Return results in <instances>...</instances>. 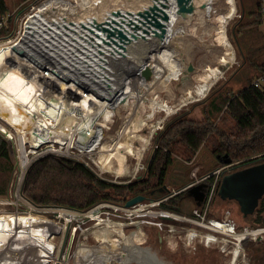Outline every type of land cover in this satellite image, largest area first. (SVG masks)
Listing matches in <instances>:
<instances>
[{
  "label": "rangeland",
  "instance_id": "rangeland-1",
  "mask_svg": "<svg viewBox=\"0 0 264 264\" xmlns=\"http://www.w3.org/2000/svg\"><path fill=\"white\" fill-rule=\"evenodd\" d=\"M161 1L164 2V0ZM6 2L9 9L8 13L12 14V21L8 23V30L0 32V46L9 40H13L12 42L19 45L11 47V51L5 53L6 61H2V57L0 58V69L4 73V82L8 84L6 87L0 86V118L6 121L8 126L11 127V125L17 123V120H21L40 133H42L43 129L44 131L52 132V123L57 118V115L40 105L37 101V95L49 101L56 109L60 111L66 110V113L70 115L71 106L75 104L73 98L75 96L70 92V88L63 77H72V82L75 78L74 82L83 84L82 86L85 87L84 90L87 92L81 91L80 93L84 95L83 98H86L87 101H93L87 94L88 90L94 86L89 85V82L85 80L86 78L75 76L74 64L87 69L83 63L84 58L82 60L78 59L76 63H72V60L71 63H66L72 67L71 69H63L59 64L63 55L71 49V45L73 44L74 46V42L84 35L90 34L92 37L94 35L95 43H99L97 47L93 46L94 53L89 60L91 63L96 66L102 63L109 71L115 66L117 61L121 60L118 63L119 70H117V75L120 76L118 78L119 81L127 85H132L134 81H137L140 87H143L139 88L138 95L133 94L134 91L130 89L129 95L131 97H129L127 106L123 107L120 117H118L109 134L100 143L97 142L96 147L90 149V143L87 145L81 143L85 133L77 132L73 139L69 138L68 140V133L64 135L62 132L61 134L52 132L57 137L54 141L66 143L67 146L70 145L69 149L73 152L72 156H75L74 159L79 154L90 155V158L83 156L85 162L89 163L95 174L96 171L99 172L97 167L102 166L104 170L103 176L108 181L125 184L146 177V172L149 169V164L156 149L155 141L159 133L167 128L173 117L184 115L196 120L204 119V110L208 103L207 95L211 94L212 90L208 88L202 94L197 92L198 86L201 85L200 80H198L201 74L209 72L208 69L210 68L219 67L221 72H219L217 77H213L214 81L211 84L215 85L214 89H218L222 84L226 83L236 89L239 86L234 76L240 71L242 62L235 43V36L232 34L233 29L242 20V14L238 10L239 0H194L196 10L193 14V23L190 22V19H183L178 14L176 0L165 1L168 3L169 17L171 19L175 17L172 19L175 20L176 15H178L182 23L175 32L178 44H175L176 39L172 40L171 48L175 49V55L178 56V60L184 62V69L179 72L178 77L171 79V81L167 79L169 77L167 73L173 71L171 64L169 66L165 65L161 69L162 64H160L161 66L158 64L153 65L149 60L155 50L159 51L161 49V43L157 46L153 44L151 51L147 52V49L134 50L126 56L128 54L127 50L136 43L142 33V29L136 32L133 26L128 24V17L137 21L136 15L138 11L152 4L153 0H28L22 3L20 0H6ZM234 2L237 10L234 9ZM114 10L122 11L125 14L123 16H125L126 22L122 23V28L118 27L131 38L130 42L123 47L116 46L117 48H114L113 43L109 44L106 42L105 39H109L107 33L98 27L99 23H104L105 26L110 27L109 22L112 19L123 21L122 17L112 13ZM210 10L224 20L223 25H226L225 28L218 27L214 20H211L207 26L203 25L206 20L202 14L207 15ZM130 11L134 12L135 15L128 14ZM26 23H29L28 27L23 30L22 27ZM189 23L193 24V28L190 27L191 25L189 26ZM114 25L116 24L114 23ZM2 27L4 26H0V28ZM262 29H264V22ZM170 31H172L171 28L168 30V35H172ZM25 32L28 34L27 40L23 37ZM135 33L137 35L134 38L132 35ZM223 33L226 38H221ZM261 33H253L250 40L249 37H246L244 42L248 43L249 41V43L255 44V42H258L257 40L260 38ZM37 40H40V43H36ZM98 47L105 51L103 58H100ZM112 47L117 50L115 54L110 51ZM53 55L55 58L52 57ZM124 55L125 57L122 58ZM224 57L231 64L229 63L223 67L221 63ZM175 61L177 62V59ZM144 64L148 66L143 71L144 75H136L138 68ZM167 82L170 85L167 86L168 88L166 89L168 90L166 91L164 89ZM145 85H148V87H145ZM150 86L151 88H149ZM118 87L120 88V86ZM99 95H101L100 92ZM162 104L169 105L173 112H168L161 108L153 109L155 105ZM82 105L84 104L81 103L77 107L75 116L83 117L86 114ZM35 106L41 109L39 111L42 115V118L38 119L37 123L34 122L35 114H33ZM142 106L145 107L144 116L141 114ZM110 109H113L112 105ZM138 111L140 112L138 113ZM135 112H137L136 120L134 119L131 129L126 135V143L124 145L125 147H130L133 153H126L125 166L121 169L117 159L112 158L111 162H109L108 158H106L108 152L105 151H109L112 147L111 142L118 135V131L125 126L124 123L128 119L127 116H131ZM224 114L225 112H222L221 116L225 118L226 115ZM222 117H218L216 123L219 127L228 130L224 126ZM68 118L66 116V119ZM78 118L77 120L73 119L74 121L71 124L73 129L79 123ZM227 120L229 125L233 124V120L229 118ZM0 126L5 127L2 123H0ZM11 128L13 129V127ZM96 130L102 135L101 125H96L93 129L94 133L92 132L88 135L89 141L94 142L97 139ZM73 140H76V145L79 143L77 148L71 145ZM80 145H82V150L79 149ZM212 145V141H207L196 154L192 155L189 151H184L185 148L181 143H177L173 147L174 162L169 168L168 176L165 180L168 187L177 191L192 183L206 182L208 184L207 193L211 194L210 191L213 188L216 177L201 181L202 178L219 169H222L224 174L233 171L231 170L233 165L227 168L221 165V161H218L212 151ZM123 147L119 148L123 150ZM57 149L63 151L60 148ZM257 156L260 155H253L249 158ZM191 197L186 192H180L178 195H174L173 199L175 203H178V209L176 208V210L169 207L160 208L158 204L155 206L148 205L142 210H137L131 216L124 214L123 210L114 211L113 208H107L111 212L110 219L116 220L117 224H119L117 225L118 229L115 231L118 236L115 238L111 236L110 239V237L100 234L101 230L98 231L88 227L87 230L79 231V235L82 236L80 238L83 240L85 235L89 237L86 241V246H94L96 249L94 256L100 259H105L106 252H110V254L114 252L112 255L117 252L122 258H125L129 249L136 247L133 252L140 250L142 255L140 259L145 258L146 260L144 264H154V259L149 256L152 253V256L157 258V251L163 258L162 260L173 264H264V234L257 239L248 237L242 242L241 247L238 248L234 242L228 240L226 236L224 237L221 232L208 227L211 222L219 220L234 224L238 230H242L245 227L252 228L250 225L252 221L249 220V217H243L238 204L218 201L219 196L215 190L210 205L201 212L200 209L197 210L195 208L194 199ZM143 203L152 204L146 200ZM179 203L181 206H179ZM113 204L122 206L119 203ZM169 206L175 208V205L169 204ZM13 210L10 205H0V264L3 259H7L8 263L10 260H18L19 264H40L39 261L35 262L30 259L42 257L45 251H48L50 237L58 218L48 216L43 218L42 214L20 215L22 217H17L11 214ZM159 211L169 212L171 217L163 219L158 216L159 214L154 217L146 216V212L157 213ZM193 212L194 214H192ZM114 213H121L122 217ZM194 219L198 222H194ZM121 220L126 223L124 226L125 235L136 233V237L139 240H134V235L132 234L131 242L123 241L124 239L119 235L121 233L119 231L121 230L119 221ZM146 220H150V222ZM130 221H133V223H130ZM151 221L164 222L162 224L163 228L158 227ZM262 226L264 227V225ZM208 238L212 240L210 241ZM54 243L55 240L52 247ZM87 252L93 254L91 249H87L83 253ZM34 253L38 256L34 255ZM134 258V256H128V261L126 260L125 262L127 264H140L137 260V262L133 261L135 260Z\"/></svg>",
  "mask_w": 264,
  "mask_h": 264
},
{
  "label": "trees",
  "instance_id": "trees-1",
  "mask_svg": "<svg viewBox=\"0 0 264 264\" xmlns=\"http://www.w3.org/2000/svg\"><path fill=\"white\" fill-rule=\"evenodd\" d=\"M26 1L28 0H20L21 3ZM255 5L254 10L241 15L242 20L232 33L242 62L240 71L234 76L238 88L228 83L222 84L218 89L212 88V93L207 95L204 119L196 120L184 115L173 117L155 141L157 152L153 156L146 177L118 184L98 177L93 170L77 159L47 154L36 160L27 171L23 184L24 195L39 206L78 210H87L102 201L124 205L131 197L149 194L151 190L165 183L169 168L174 162L173 147L177 143L184 146V151L194 155L205 142L212 141V151L218 161H221V165H227L224 162L225 157H229L231 163L239 162L233 164L231 167L233 171L264 162V31L259 28L264 22L261 13L262 0H256ZM8 10L6 0H0V22H4V19L6 22L4 27L0 28V32L8 30V23L12 21V14L8 13ZM257 32H262L258 42L255 44L244 42L246 37L250 40L253 33ZM94 42V35L92 37L88 34L71 47L74 52L69 50L60 61L71 63L72 60V63H76L82 58L90 60L94 53ZM62 112L66 114V110ZM222 112H225V118L221 116ZM218 117H222L228 130L218 126L216 123ZM63 118L57 116L52 123V132L61 134L65 121ZM228 118L233 120V124H228ZM11 127L25 142L37 140L41 136L40 132L21 120H17ZM253 155L260 156L249 158ZM14 170L13 147L0 132V196L9 193ZM220 183L221 181L216 189L217 195ZM233 202L238 204L236 201ZM165 207L176 210V207L164 205ZM263 213L264 197L256 211L248 216L252 221L250 223L252 227L264 225ZM93 264L102 263L98 260Z\"/></svg>",
  "mask_w": 264,
  "mask_h": 264
},
{
  "label": "built area",
  "instance_id": "built-area-1",
  "mask_svg": "<svg viewBox=\"0 0 264 264\" xmlns=\"http://www.w3.org/2000/svg\"><path fill=\"white\" fill-rule=\"evenodd\" d=\"M261 13L264 16V0H262ZM5 23H6L5 21L0 22V26H4ZM33 109H34L33 114H35L34 122L37 123V120L38 119L40 120L42 118V115L40 114L39 111L41 109L36 106ZM78 117L79 116L76 115L74 116V119L77 120ZM0 123H2L5 126L4 128L0 126V130H1L0 132L4 135L6 139L10 141L15 155V170L13 174L11 188L6 196H0V205L3 204L10 205L14 209L13 212L16 213L17 215L19 214L29 215V216L36 215L39 214L37 210H40L42 212L43 218L44 216L53 217V218L57 217L58 219H60L61 222V226H59L60 229L56 233L57 237L55 239V243L51 251L49 253L44 254L42 257L39 256V257L31 258L30 260H34L35 262L39 261L40 264H42L43 262L44 264H93L98 260H100V262L102 263L101 261L102 259L97 258V256H94V253H96V249L94 248V246H90V245L86 246V241L88 240L89 237L85 235L83 236V240H82L81 239L82 236L79 235L80 233L79 231H82L83 229L87 230L88 227H92L98 231L101 230V232H105L107 227H112L113 229L117 230L118 229L117 225L119 224H117L116 220L110 219L111 212L108 211L107 208H113L114 211L123 210L124 214L131 216L134 215L137 210H142L148 205L154 204V203L152 204L139 203L133 207L128 208L125 206V204L119 206L109 201H102L87 210H78L73 208L57 207V206H39L35 204L33 201L28 199L23 193V184H24L25 176L31 165L36 160L47 154L63 155L70 158H74L75 156H72L73 152H71V149H69L70 145L67 146L66 143H57L56 141L49 142L48 138L51 134H53L50 131H44L43 129L41 136H39L37 140L34 141L29 140L28 142H25V140H21V137L18 136L17 131L13 130L10 126H8V123L6 121L0 118ZM126 123L127 121L124 123V125ZM78 144L79 143H77V145ZM77 145L75 144V146L73 147L77 148ZM57 148H60L63 151L58 150ZM79 149L82 150V147ZM83 156H87L88 158H90V155L79 154L76 155L77 157L76 159L81 160L83 163H86ZM92 161L97 164V162L94 159ZM233 164L234 163L227 164L224 166L227 168ZM85 165H87L91 170H93L92 167L89 165V163H86ZM97 168L99 172L96 171V175L106 180L107 178L103 176L104 175L103 168L99 166ZM223 175L224 172H222V169L221 170L219 169L216 172H213L212 174H208L202 178L201 181L209 179L211 177H216L215 183L213 184V188L210 191L211 194L210 193L207 194V199H206L207 204L210 203V200L212 199V195L214 194L216 188L218 187V183L221 181ZM148 212H146V216L154 217L157 214H159L158 216H161L163 219L171 217V214L169 212H164V211H159L157 213L156 212L148 213ZM114 214L119 217H122L121 213H114ZM146 221L150 222V220H146ZM193 221L198 222L195 219ZM151 222L157 225L158 227H162V224L164 223L162 221H158V222L151 221ZM119 223L121 228V230H119L121 231L119 235L122 236V234L125 233L124 226L126 223L123 220L119 221ZM130 223H133V221H130ZM208 227L217 230L218 232H221L224 235V237L226 236L228 240L234 242L238 248L241 247L242 242L245 241L248 237L257 239L258 237H262V235L264 234L263 226H257L252 228L245 227L242 230H238L234 224L219 220L211 222V224H209ZM228 237H232V238H228ZM87 249L93 250V254L92 253L89 254L88 252L84 254L83 252L86 251ZM113 253L110 254V252L108 253L106 252L105 259L111 258L113 256L112 255ZM34 255L38 256L35 253ZM114 255H117V253H115ZM14 263L19 264L20 262L18 260L15 261L10 260L8 263L7 259H3V261H1V264H14Z\"/></svg>",
  "mask_w": 264,
  "mask_h": 264
},
{
  "label": "water",
  "instance_id": "water-1",
  "mask_svg": "<svg viewBox=\"0 0 264 264\" xmlns=\"http://www.w3.org/2000/svg\"><path fill=\"white\" fill-rule=\"evenodd\" d=\"M165 1L166 0H164V2L161 0H153L152 4L138 11L136 15L138 19L137 21L133 20L131 17H128V24L133 26L136 32H139V29H142L145 34L154 33V35L158 38H166L170 17L168 12L165 10V8L168 6V3ZM176 3L177 11L182 16L192 14L196 10L194 0H176ZM112 13L122 17L123 21L120 22L112 19V21L109 22L110 27L105 26L104 23H99L98 27L102 28L107 33V36L110 39H105L107 43H113L114 48H117L116 46L123 47L126 43L131 41V38L119 28L122 26L123 22H126L125 16H123L125 14L119 10H114ZM128 14L135 15L132 11H130ZM114 23L116 25H114ZM65 26L67 25L65 24ZM136 35L137 34L135 33L132 36L135 38ZM36 43H40V40H37ZM93 44H95L94 46L97 47L99 43L94 42ZM114 48L112 47L110 51L115 54L117 50ZM70 50L74 52L73 49ZM98 53L100 54V58H103L105 51L101 49V47H98ZM49 54L51 55L50 52ZM52 57L55 58L54 55ZM84 63L88 71H86L87 69L74 64V68L76 70V74H74L77 77L82 76L86 78L85 80L89 82V85L91 84L95 87L99 86L100 90H103V95L99 96L97 99L94 98V103L87 101V99L83 98V95L80 93L81 91L86 93L84 90L85 87L82 86L83 84L74 82L75 78L72 82V77H63V79L66 80L68 87L70 88V92L73 93V96H75L73 98L78 100L76 98L79 96L81 98V102L86 106L87 111L95 114L97 119H101L103 112L107 111L112 105L113 109L111 110L110 114L103 116L101 124V139L103 140L109 134L118 117H120L123 107L127 106L126 104L129 102V97L121 96L120 88L114 84L113 77L108 73L107 67L105 65L99 63L98 66H96L87 59L84 60ZM59 64L63 69L72 68L62 61H59ZM85 75H87V77H85ZM37 101L39 104H42L50 111L54 112L60 118L64 117L63 119H66V116H68L69 118L66 119L65 123L63 124L61 132L63 134L69 133V128H71L73 118H70L68 113H66L65 116L62 111L56 109L54 105H52L40 95H38ZM78 102L80 101L78 100ZM79 124L85 126L84 121L81 119L79 120ZM55 138L57 137L53 133L49 136L48 140L49 142H54ZM74 144L75 141L73 140L71 145L74 146ZM81 147L82 146L80 145V148ZM224 162L226 164H231V159L229 157H225ZM207 190L208 184L206 182H201L199 184L184 186L178 190V193L186 192L188 195L194 198L196 206L200 207L207 199ZM218 196L219 200L236 201L239 205L240 212L244 217L252 215L258 208L261 199L264 197V162L224 174L219 186ZM146 199V195L139 194L128 199L125 203V206L130 208L139 203H143Z\"/></svg>",
  "mask_w": 264,
  "mask_h": 264
},
{
  "label": "bare ground",
  "instance_id": "bare-ground-1",
  "mask_svg": "<svg viewBox=\"0 0 264 264\" xmlns=\"http://www.w3.org/2000/svg\"><path fill=\"white\" fill-rule=\"evenodd\" d=\"M234 4H235V2H234ZM205 6V5H204ZM168 6H167V8H165V10L168 12ZM234 9L236 10V4H235V6H234ZM227 11H228V9H227ZM169 13V12H168ZM179 14V13H178ZM193 14L194 13H192V14H187V15H184V16H182L181 15V17L183 18V19H190V22L191 23H193V20H194V17H193ZM180 15V14H179ZM202 16L205 18V20L206 21H204V23H203V25H205V26H207L210 22H211V20H214L216 23H217V25H218V27L220 26V28H225L226 27V25H223V22H224V20L222 19V18H220V17H218V15H215L214 13H212V11L210 10V12L209 13H207V15L206 14H202ZM175 17H173L172 19H174ZM171 19V18H170ZM170 20L169 22H168V30H170V28H171V30L173 31H170L171 33H172V35H168V33H167V35H166V38H158L157 36H155L154 35V33H150V34H145L144 32H143V30H142V33H141V35H140V38L136 41V43H134V45L133 46H131L130 48H129V50H127V52H128V54L126 55V56H128L130 53H132L134 50H146L147 49V52L150 50L151 51V48L149 47V45H148V42H150V40L151 41H156V42H158V43H161L160 45H162V47H161V49L159 50V51H156L155 49V52H153V54H152V57L149 59L150 60V62L151 63H153V65L154 64H158L159 66H161L160 64H162V67H161V69H163V66H165V65H167V66H169V64H171L172 65V69H173V71L172 72H169V73H167V76H169V77H167V79L168 80H170L171 81V79H173V78H175V77H178V74H180L179 72H181L183 69H184V62H182L181 60H178V58H176L175 56V51H174V48H171V45H172V40H175V39H177V36H175V32H176V30L178 29V27L182 24L181 22H180V18L178 17V15H176V19L175 20ZM192 26L193 24H190L189 23V26ZM197 25V24H196ZM174 28V29H173ZM213 32V31H212ZM144 33V34H143ZM143 35H145V36H143ZM225 37V35H224V33L223 34H221V38H224ZM226 38V37H225ZM151 47H153V46H151ZM158 48V47H157ZM233 49H235V48H233ZM234 54H235V52H234ZM125 57V55L122 57V58H124ZM173 58V59H171V58ZM236 57V56H235ZM175 59H177V62L175 61ZM231 60V59H230ZM119 61H121V60H119ZM119 61H117V63L115 64V66H113V68L111 69V70H109L108 71V73L113 77V82H114V84L115 85H117V86H120V90H121V96H124V97H131L130 95H129V92H130V89L131 90H133L132 92H133V94H139V88H143V87H140V85H139V83L137 82V81H134L133 83L134 84H132V85H130V84H126V83H122L121 81H119V77L120 76H118L117 75V70H119L118 69V63H119ZM168 62V63H167ZM230 63V61L226 58V57H224L223 59H222V63H221V65L224 67L225 65H227V64H229ZM132 64V63H131ZM231 64V63H230ZM120 66V65H119ZM148 68V66H146L145 64L144 65H141L139 68H138V71H137V74L136 75H140V76H142V75H144L143 74V71L145 70V68ZM171 67V66H170ZM160 68V67H159ZM186 68V67H185ZM170 70H171V68H169ZM220 69L221 68H219V67H217V68H210V69H208L209 70V72H207V73H204V74H201L200 75V77H199V79L198 80H200V83H201V85L200 86H198V89H197V92L199 93V94H202V93H204L209 87H210V85L212 84V82L214 81V78L215 77H217L218 76V74H219V72H221L220 71ZM168 70V69H167ZM164 73V72H163ZM177 74V75H174V74ZM226 73V72H225ZM199 74V73H198ZM161 77V76H160ZM214 77V78H213ZM164 80V79H163ZM165 81V80H164ZM163 82V81H162ZM210 82V83H209ZM145 84V83H144ZM148 85H145V87H147ZM206 86V87H205ZM95 87V86H94ZM88 88L89 90V92H88V94H87V96L89 97V98H91L93 101H90V102H93L94 103V98H98L99 96H102L103 95V90H100V88H99V86H96L95 88ZM159 87V86H158ZM205 87V88H204ZM99 88V89H98ZM149 88H151V86L149 87ZM96 90H97V92H96ZM87 92V91H86ZM99 92L101 93V95H99ZM147 92V91H146ZM83 95V94H82ZM136 95V96H137ZM77 96V95H76ZM84 96V95H83ZM143 98H145V97H143ZM76 99H78L80 102H78V100H75L74 99V105L73 106H71V108H72V110H71V113H70V118H73L74 119V116H75V114H76V111H77V107L78 106H80V104L82 103L81 102V98L79 97V96H77V98ZM148 99V98H147ZM129 100V99H128ZM132 100V99H131ZM130 100V101H131ZM133 101V100H132ZM169 104V103H168ZM83 107H84V109H85V111H86V114L83 116V117H79L78 119L80 120H82L83 119V121H84V125L85 126H82V125H80L79 123H78V125H77V127L76 128H69V133H68V140H69V138H71V139H73L74 138V136L76 135V133L77 132H80L81 134L82 133H85L84 134V137L82 138V142L81 143H84L85 145H87L88 143H90V149L91 148H93V147H96L97 146V142L98 143H100L101 142V137H102V135L98 132V130H96L95 131V135L97 136V139L94 141V142H92V141H89V133H94V131H93V129H94V127L96 126V125H101L102 124V120H103V116L105 115V116H107L108 114H110V112H111V110L112 109H108L107 111H104L103 112V114H102V116H101V119H97V117L95 116V114H93V113H90L89 111H87V108H86V106L85 105H82ZM95 106V105H94ZM129 106V105H128ZM82 108V107H81ZM94 108V107H93ZM158 108H161L162 110H165V111H170V112H173L172 110V108L169 106V105H166V104H162V105H155V107H153V109L154 110H156V109H158ZM134 109H135V107H134ZM94 110V109H93ZM79 111V110H78ZM135 111V110H134ZM137 111V110H136ZM85 113V112H84ZM136 113L137 112H135L133 115H131V116H127L128 117V120H127V124H125V126L124 127H122L121 128V130H119L118 131V135H116L114 138H113V140H112V147L109 149V151L107 150V151H105V152H108L107 153V155H106V158H108V160H109V162H111V159L112 158H115V159H117L118 160V162H119V164H120V168L121 169H123L124 168V166H125V158H126V153L127 154H132L133 153V151H132V149H130V147H128V146H124L125 145V143H126V135H128V132L130 131V129H131V126L133 125V123H134V119L136 118ZM149 116H152V115H149ZM72 119V121H74ZM136 120V119H135ZM129 121V122H128ZM135 128V127H134ZM138 128V127H137ZM154 132V131H153ZM65 135V134H64ZM65 137V136H64ZM81 138V137H80ZM70 139V140H71ZM65 140V139H64ZM91 140H93V139H91ZM76 141V140H75ZM79 141V140H78ZM67 142V141H66ZM83 145V144H82ZM81 145V146H82ZM124 146V147H123ZM119 147H123L124 149L123 150H121ZM107 160V161H108ZM102 167V166H101ZM120 172V171H119ZM14 211V210H13ZM11 212V214H14V215H16L17 217H22V216H20L21 214H19V215H17L16 213H14V212ZM38 212H39V214H42V212L40 211V210H37ZM59 216H60V214H59ZM59 226H61V222H60V219H58L57 220V222L55 223V226H54V228H53V232H52V234H51V237H50V245H49V248H48V251L46 250L45 251V254L46 253H49L50 251H51V248H52V245H53V242H54V240H55V238H56V233L59 231V229H60V227ZM56 229H57V231H56ZM120 229V228H119ZM203 229V228H202ZM54 231H56V232H54ZM115 229H113L112 227H107L106 228V231L105 232H101L100 234H102V235H105V236H107V237H110V239H111V236H118V235H116L115 234ZM126 231V230H125ZM133 235H134V240H139V238H137L136 237V233H132ZM125 235V233L124 234H122V238L124 239L123 241H128V242H131L130 241V238H133V235ZM208 240H212V239H210V238H208ZM209 241V242H210ZM119 256H120V254H119ZM121 258H122V256H120ZM124 258V257H123Z\"/></svg>",
  "mask_w": 264,
  "mask_h": 264
},
{
  "label": "flooded vegetation",
  "instance_id": "flooded-vegetation-1",
  "mask_svg": "<svg viewBox=\"0 0 264 264\" xmlns=\"http://www.w3.org/2000/svg\"><path fill=\"white\" fill-rule=\"evenodd\" d=\"M155 148L156 149H155L154 154L157 152V146L156 145H155ZM154 154H153V156H154ZM152 160H153V158L151 159V162H152ZM151 162H150V164H151ZM150 164H149V167H150ZM148 170L146 172V175L149 174ZM173 190H174V188L173 189H170L168 187V185L166 183H164L163 185L157 186L156 188H154L153 190H151V192L149 194H146V198H147L146 201H148L149 203H154V204H152V206H155V205L158 204V205H160V208H162V207H164V205L165 206H169V204H172V205H175V207L178 209V203L177 202L175 203V201L173 200L174 199V195H178V190L177 191H175V190L173 191ZM207 192H208V190H207ZM217 200L218 201H221V202L222 201L228 202V203L233 202V201H227V200H219V199H217ZM206 201L203 203L202 206H200V207H197L196 206V209L197 210L200 209L201 212H202V210H204L205 207H207L208 205H210V203L207 204ZM211 201H212V199L210 200V202ZM149 210H151V209H149ZM113 237L115 238L116 236H113ZM108 244L111 245L110 243H108ZM135 249H136V247H133V249L132 248L129 249V251L127 252L125 258H121L119 256V254L116 252L117 255H113L109 259H102L101 260L102 261V264H105V263L106 264H127L125 261L126 260L128 261V256H131V257L134 256L135 257L134 258L135 260L140 259L142 257L141 252H140V250L138 252L137 251L136 252L135 251L133 252V250H135ZM152 255L153 254H151L149 257L151 259H154L155 260L156 258L153 257Z\"/></svg>",
  "mask_w": 264,
  "mask_h": 264
},
{
  "label": "crops",
  "instance_id": "crops-1",
  "mask_svg": "<svg viewBox=\"0 0 264 264\" xmlns=\"http://www.w3.org/2000/svg\"><path fill=\"white\" fill-rule=\"evenodd\" d=\"M255 2H256V0H239V7H238V10H239V13L240 14H242V15H244V13L246 12V11H250V10H254L255 9ZM236 10H237V6H236ZM243 17V16H242ZM245 18H246V16H245ZM194 21V20H193ZM24 24V23H23ZM28 24L29 23H26V25L25 26H23L22 27V29L23 30H26L27 29V27H28ZM263 24V23H262ZM262 24L259 26V28L261 29V30H264V29H262ZM188 25V24H187ZM190 27H192L193 28V25L192 26H190ZM85 36H87V35H84L83 37H81V38H78L75 42H74V45H76L79 41H81ZM26 40L28 39V34H27V32H25L24 33V36H23ZM178 39H176L175 40V44H178L176 41H177ZM13 40H9V41H7L4 45H2V46H0V58L1 59H3L2 61H6V59H7V57H6V55H5V53L6 52H8V51H11V47H15V46H19L17 43H14V42H12ZM153 44H156L155 46H157L159 43L158 42H156V41H151L150 40V42H148V45H149V47L150 48H152L151 46H153ZM73 46V44L71 45V47ZM22 47V46H21ZM8 48H10V49H8ZM153 50V49H152ZM174 51H175V49H174ZM176 58H178V56L176 55L175 56ZM28 59H29V57H28ZM145 79V78H144ZM5 78H4V73H3V71L0 69V86H8V84H6L5 82ZM146 81V80H145ZM168 85H170V83H165V89L164 90H168V89H166V88H168L167 86ZM215 85H211L210 87H209V89L210 90H212V88L214 87ZM148 87V86H147ZM210 90H209V92H210ZM1 91V90H0ZM165 91V92H166ZM209 94V93H208ZM145 107H141V114L144 116L145 115ZM140 111H138V113H139ZM152 254V253H151ZM156 254H157V258L154 260V264H173V263H171V262H167V261H164V260H162L163 258L160 256V253L157 251L156 252ZM157 260V261H156ZM133 261H136V260H133ZM137 261L140 263V264H144V262L146 263V260H145V258H142V259H137ZM136 261V262H137Z\"/></svg>",
  "mask_w": 264,
  "mask_h": 264
}]
</instances>
